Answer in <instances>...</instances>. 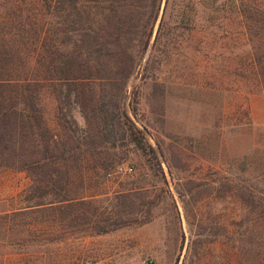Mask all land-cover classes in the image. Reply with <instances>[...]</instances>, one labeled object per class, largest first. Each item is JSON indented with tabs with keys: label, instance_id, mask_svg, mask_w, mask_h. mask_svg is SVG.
<instances>
[{
	"label": "rangeland",
	"instance_id": "rangeland-1",
	"mask_svg": "<svg viewBox=\"0 0 264 264\" xmlns=\"http://www.w3.org/2000/svg\"><path fill=\"white\" fill-rule=\"evenodd\" d=\"M189 3L170 0L157 40L164 0L150 45L128 81L114 76L125 73L116 67L104 71L110 79L92 82L104 89L112 114L98 137L96 124L82 115L92 114L89 85L80 88L85 107L76 102L71 115L102 146L98 156H86L83 181L72 169L71 190L91 197L70 208L67 229L55 228L53 243L24 237L22 254L8 264H261L264 93L244 88L248 54L236 21L224 20L229 32L203 31L196 27L199 15H182ZM130 16L140 23L147 15ZM46 89L43 111L61 132L57 98ZM135 93L138 107L130 116L158 159L138 149L118 123L120 107ZM28 182L26 172H1L0 199ZM105 227L111 230L99 232Z\"/></svg>",
	"mask_w": 264,
	"mask_h": 264
},
{
	"label": "trees",
	"instance_id": "trees-1",
	"mask_svg": "<svg viewBox=\"0 0 264 264\" xmlns=\"http://www.w3.org/2000/svg\"><path fill=\"white\" fill-rule=\"evenodd\" d=\"M163 2L0 0V173L15 170L26 172L29 178L26 188L0 199V203L8 202L0 210V264H8L22 254L19 247L24 237L32 236L30 243H53L55 228L67 229L70 208L85 205L91 197L73 193L75 177L71 171L74 169L83 181L86 156H98L102 146L97 138L100 125L112 120L109 103L104 102V89L94 88L92 82L110 79L104 71L112 72L116 67L125 73L116 72L114 76L130 79L150 45ZM189 2L182 15H199L202 23L196 27L203 31L229 32L223 27L224 20L236 21L245 36L248 54L243 66L244 88L251 94L264 93V0ZM169 3L166 0L157 40L162 36ZM130 15L147 16L136 23ZM133 28L138 32L131 31ZM216 56H222L220 49ZM76 62L80 63L78 68ZM86 84L92 114L88 117L81 112L85 122L96 124L97 137L71 115L75 108L85 107L79 98L80 90L85 91L80 88ZM45 87L57 98L61 132L51 127L43 111ZM138 99L135 93L128 107H120L118 123L138 149L158 159V153L130 116L129 109L137 111ZM57 186L59 191L55 190ZM108 230L105 227L99 232Z\"/></svg>",
	"mask_w": 264,
	"mask_h": 264
}]
</instances>
